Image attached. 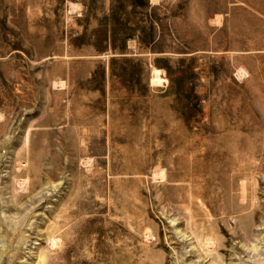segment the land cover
<instances>
[{
	"label": "rangeland",
	"instance_id": "rangeland-1",
	"mask_svg": "<svg viewBox=\"0 0 264 264\" xmlns=\"http://www.w3.org/2000/svg\"><path fill=\"white\" fill-rule=\"evenodd\" d=\"M0 264H264V0H0Z\"/></svg>",
	"mask_w": 264,
	"mask_h": 264
},
{
	"label": "bare ground",
	"instance_id": "bare-ground-1",
	"mask_svg": "<svg viewBox=\"0 0 264 264\" xmlns=\"http://www.w3.org/2000/svg\"><path fill=\"white\" fill-rule=\"evenodd\" d=\"M57 245H58L57 242H55V241L52 242V247H54V246L56 247Z\"/></svg>",
	"mask_w": 264,
	"mask_h": 264
}]
</instances>
